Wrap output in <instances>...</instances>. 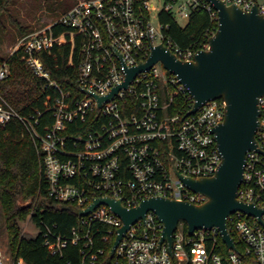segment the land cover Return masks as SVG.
<instances>
[{"label": "built area", "instance_id": "built-area-1", "mask_svg": "<svg viewBox=\"0 0 264 264\" xmlns=\"http://www.w3.org/2000/svg\"><path fill=\"white\" fill-rule=\"evenodd\" d=\"M220 1L247 12L257 6L264 15V3L257 0ZM160 7L158 30L153 15ZM200 11L218 22V11L208 0H80L52 26L19 39L11 56L21 52L20 60L28 71L45 79V88L52 87L60 95L48 111L53 121L43 131L38 127L45 113L21 115L0 95V127L15 121L32 138L41 157L48 196L57 205L85 210L96 199L111 198L130 210L152 197L194 204L207 200L186 187L179 175L194 179L215 175L222 155L212 130L224 121V101L208 102L188 115L194 105L190 92L161 62L140 72L111 100L101 105L98 101L125 82L127 69L146 62L152 47L163 44L185 62L208 50L209 42L198 50L180 48L167 37V26L160 21L165 12L185 27ZM56 24L68 30L55 36ZM56 44L72 46L70 65L79 49L75 81L79 95L63 90L38 56L39 52L51 55ZM9 75L10 65L5 62L0 67V82ZM172 87L192 101L185 116L170 111ZM259 107L258 148L247 154L238 199L264 210V97ZM79 218L69 239H47L45 245L62 253L71 243L81 247L83 260L97 261L106 253V248L96 247L97 240L113 247L124 223L104 204ZM228 229L235 248L223 241L218 228L195 231L189 237L178 228L170 252L166 242L160 246L163 224L149 212L131 225L113 258L126 264H264V213L259 218L237 211L228 218ZM0 264L26 262L0 248Z\"/></svg>", "mask_w": 264, "mask_h": 264}, {"label": "water", "instance_id": "water-1", "mask_svg": "<svg viewBox=\"0 0 264 264\" xmlns=\"http://www.w3.org/2000/svg\"><path fill=\"white\" fill-rule=\"evenodd\" d=\"M218 11V29L209 39L208 50H201L194 60H180L163 44L152 47L148 60L127 69L125 82L106 97H99L100 105L111 100L120 89H127L133 79L161 62L190 92L194 100L188 115L195 114L206 103L223 100L225 118L212 130L222 162L215 175L208 178H186L179 175L186 187L207 198L202 204L163 197L142 201L127 209L120 200L99 198L87 209H74L78 216L91 213L99 205H107L123 221L109 257L131 225L153 212L163 224L160 246L167 243L172 252L174 233L181 223L187 225L188 234L218 228L223 241L235 248L228 229V218L237 211L260 216L264 210L238 199L243 183L247 154L258 148L256 134L260 126L259 99L264 97V15L255 6L243 11L236 5L228 6L220 0H208Z\"/></svg>", "mask_w": 264, "mask_h": 264}, {"label": "trees", "instance_id": "trees-1", "mask_svg": "<svg viewBox=\"0 0 264 264\" xmlns=\"http://www.w3.org/2000/svg\"><path fill=\"white\" fill-rule=\"evenodd\" d=\"M15 5L16 0H0V32L3 36L7 35L10 32L9 25L17 29L16 36L22 38L33 33V30L22 26L15 17L12 12ZM160 21L167 26L164 30L167 37L182 49H202L218 29V22L205 11L194 13L185 27L165 12L160 14ZM67 30L60 24L53 27L55 36ZM71 55L70 44H56L51 55L38 53L51 78L58 81L63 90L79 95L75 86L79 49L75 50L72 65ZM20 58L21 52L10 57L0 52V67L5 62L10 65V75L0 82V95L21 115L28 116L36 111L45 113L38 127L43 131L45 125L53 121L48 111L60 93L52 87L45 88L47 81L33 76ZM171 91V113L185 116L192 101L175 87ZM0 216L8 237L9 253L13 258L23 259L26 264H126L124 260L110 258L111 243H104L100 239L96 247L106 248V253L97 261L83 260L81 247L71 243L62 253L54 252L52 247L45 245L47 239L52 242L58 238L69 239L72 229L79 225L80 218L68 205L59 206L49 198L41 157L32 138L15 121L7 127H0ZM28 217L34 219L42 230L36 239H26L22 235V223ZM180 225L184 235L189 237L187 225Z\"/></svg>", "mask_w": 264, "mask_h": 264}, {"label": "rangeland", "instance_id": "rangeland-1", "mask_svg": "<svg viewBox=\"0 0 264 264\" xmlns=\"http://www.w3.org/2000/svg\"><path fill=\"white\" fill-rule=\"evenodd\" d=\"M80 0H16V5L12 12L17 17L22 26L33 32L42 31L52 26L55 22L70 11ZM258 3H264V0H257ZM72 6V7H71ZM71 7V8H70ZM70 8V9H68ZM68 9V10H67ZM161 7L153 15V25L159 30L160 24L158 14ZM10 31L7 35L0 32V52L4 56L10 57L19 42L20 36L17 35V29L8 25ZM182 231V226L179 227ZM42 230L34 219L28 217L22 223V235L26 239H36ZM0 248L9 253L8 237L4 229V222L0 216Z\"/></svg>", "mask_w": 264, "mask_h": 264}]
</instances>
